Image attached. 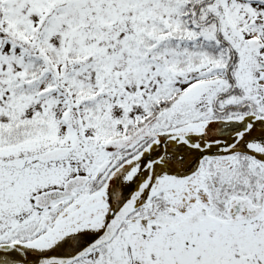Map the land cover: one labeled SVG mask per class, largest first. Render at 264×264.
Listing matches in <instances>:
<instances>
[{
	"label": "snow or ice",
	"instance_id": "1",
	"mask_svg": "<svg viewBox=\"0 0 264 264\" xmlns=\"http://www.w3.org/2000/svg\"><path fill=\"white\" fill-rule=\"evenodd\" d=\"M0 264H264V0H0Z\"/></svg>",
	"mask_w": 264,
	"mask_h": 264
}]
</instances>
